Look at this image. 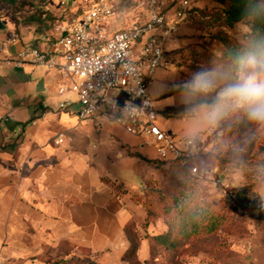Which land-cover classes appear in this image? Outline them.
<instances>
[{"label": "rangeland", "instance_id": "rangeland-1", "mask_svg": "<svg viewBox=\"0 0 264 264\" xmlns=\"http://www.w3.org/2000/svg\"><path fill=\"white\" fill-rule=\"evenodd\" d=\"M111 1L120 10L118 25L143 17L137 0ZM180 1L163 0L162 8L170 13ZM73 2L84 0H0V20L13 28L24 18L45 14L41 25L48 29L53 20L74 13ZM225 6L221 0H189V9L165 43L166 65L155 68L148 88L155 124L169 135L200 140L205 150L201 164L215 169L212 177L200 180L175 161L161 160L152 145L141 146V137L118 125L105 123L97 129L81 121L84 138L73 147L90 155L101 174L122 181L115 189L130 215L122 228L123 241L103 250L61 244L59 249L31 251L35 255L0 256V264H47L68 256L97 264H264V212L257 211L255 197V189L264 185V132L243 113L214 129L192 126L181 99L183 85L194 72L229 69L228 49L244 47L252 38L247 21L228 26L216 18H223ZM125 150L140 157L125 158ZM237 192L240 205L235 203ZM179 208L200 209L204 219L196 235L183 240L176 253L166 254L154 236L166 230V220Z\"/></svg>", "mask_w": 264, "mask_h": 264}, {"label": "crops", "instance_id": "crops-1", "mask_svg": "<svg viewBox=\"0 0 264 264\" xmlns=\"http://www.w3.org/2000/svg\"><path fill=\"white\" fill-rule=\"evenodd\" d=\"M115 20L109 22L112 31L132 22L118 25ZM12 32L18 33V41L9 47L7 57L22 46L51 51L50 28L6 24L0 40ZM63 83L57 70L0 62V141L22 134L13 150L0 151L2 257L35 255L31 251L59 249L61 244L103 250L123 241L122 228L130 215L115 189L122 181L101 174L90 155L73 147L85 132L74 95L57 93ZM62 100L65 109L54 106ZM59 132L64 135L61 145L54 142ZM128 152L134 153L125 150V158L134 157Z\"/></svg>", "mask_w": 264, "mask_h": 264}, {"label": "built area", "instance_id": "built-area-1", "mask_svg": "<svg viewBox=\"0 0 264 264\" xmlns=\"http://www.w3.org/2000/svg\"><path fill=\"white\" fill-rule=\"evenodd\" d=\"M162 2L137 0L143 17L113 31L109 22L120 11L114 2H73L74 13L53 23L51 51L22 46L13 57H7L9 47L18 41V33L12 32L0 40V62L57 70L66 82L57 93L74 95L80 121H91L96 127L118 125L141 137V146L152 145L161 160L175 161L189 175L207 179L215 169L201 164L205 153L201 141L194 136L169 135L155 124L156 111L148 88L155 68L166 65L165 43L189 9V0H181L168 13ZM66 105L62 100L57 108L65 109ZM63 140V133H57L54 142L61 144Z\"/></svg>", "mask_w": 264, "mask_h": 264}, {"label": "clouds", "instance_id": "clouds-1", "mask_svg": "<svg viewBox=\"0 0 264 264\" xmlns=\"http://www.w3.org/2000/svg\"><path fill=\"white\" fill-rule=\"evenodd\" d=\"M242 16L264 18V0H247ZM234 72V75H233ZM182 102L189 124L216 128L243 113L264 132V36L253 38L232 57L229 69L212 68L193 73L183 85ZM258 212H264V185L255 189Z\"/></svg>", "mask_w": 264, "mask_h": 264}, {"label": "trees", "instance_id": "trees-1", "mask_svg": "<svg viewBox=\"0 0 264 264\" xmlns=\"http://www.w3.org/2000/svg\"><path fill=\"white\" fill-rule=\"evenodd\" d=\"M221 2L225 3V7L220 11L223 18L220 15H216V18L219 20L221 19L222 23L230 26L240 21H247L251 26V34L252 38L258 36H264V18L258 19L255 21L246 20L242 16V9L247 3V0H221ZM45 17V18H44ZM41 18V16H29L24 18L22 21L23 24H42L47 16ZM49 17V16H48ZM1 18V17H0ZM48 29H52L53 23ZM43 26V25H42ZM249 40V42L251 41ZM245 47V46H244ZM244 47L241 48H229L227 51V56L232 59L233 55L239 51H241ZM22 134L21 132L11 138L8 142L0 141V151H11L13 150L16 145L18 144L19 140L21 139ZM132 156H139L136 153H129ZM196 177V176H194ZM197 178V177H196ZM203 180V179H200ZM240 193H236L235 203L240 205L241 197L239 196ZM176 201V199L174 200ZM176 204V203H175ZM204 214L201 210H190V212H186V208H179L177 214L172 218V220H166V230L154 236V240L162 250L163 253L166 254H173L176 253L179 249L181 243L188 239L191 235H196L198 230L201 229L202 220L204 219ZM47 264H97L96 262L88 259H79L72 258V256H68L64 258V260H56L52 263Z\"/></svg>", "mask_w": 264, "mask_h": 264}, {"label": "water", "instance_id": "water-1", "mask_svg": "<svg viewBox=\"0 0 264 264\" xmlns=\"http://www.w3.org/2000/svg\"><path fill=\"white\" fill-rule=\"evenodd\" d=\"M3 27H4V24L0 20V29H3Z\"/></svg>", "mask_w": 264, "mask_h": 264}]
</instances>
